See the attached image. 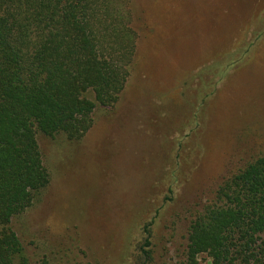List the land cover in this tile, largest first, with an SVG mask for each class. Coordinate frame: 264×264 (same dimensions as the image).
Instances as JSON below:
<instances>
[{"label":"rangeland","instance_id":"1","mask_svg":"<svg viewBox=\"0 0 264 264\" xmlns=\"http://www.w3.org/2000/svg\"><path fill=\"white\" fill-rule=\"evenodd\" d=\"M130 10L139 39L119 100L80 141L37 135L50 184L11 223L29 264H188L191 223L264 155V0Z\"/></svg>","mask_w":264,"mask_h":264},{"label":"trees","instance_id":"2","mask_svg":"<svg viewBox=\"0 0 264 264\" xmlns=\"http://www.w3.org/2000/svg\"><path fill=\"white\" fill-rule=\"evenodd\" d=\"M138 39L130 0H0V264H29L11 223L50 184L38 133L80 141L119 100ZM188 241V264H264V155L219 186Z\"/></svg>","mask_w":264,"mask_h":264}]
</instances>
